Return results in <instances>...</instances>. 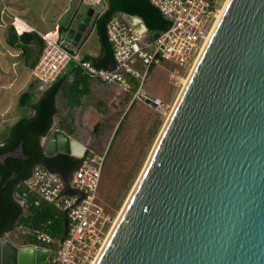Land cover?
<instances>
[{
	"label": "water",
	"instance_id": "1",
	"mask_svg": "<svg viewBox=\"0 0 264 264\" xmlns=\"http://www.w3.org/2000/svg\"><path fill=\"white\" fill-rule=\"evenodd\" d=\"M92 13L68 30L74 44ZM40 147L72 159L88 148L53 120ZM19 156L21 144L0 163ZM48 254L0 238V264ZM93 264H264V0L226 1Z\"/></svg>",
	"mask_w": 264,
	"mask_h": 264
},
{
	"label": "built area",
	"instance_id": "2",
	"mask_svg": "<svg viewBox=\"0 0 264 264\" xmlns=\"http://www.w3.org/2000/svg\"><path fill=\"white\" fill-rule=\"evenodd\" d=\"M96 0H92L94 3ZM94 8L96 15L105 10L104 0ZM168 22L166 28L154 35L144 24H131L130 14L113 12L106 23V35L112 48L113 63L99 67L84 60L72 46L66 45L65 34L51 37L41 35L44 45L32 69L37 91H44L64 73L71 61L82 75L121 89L128 99L123 113L139 100L154 110L162 111L161 99L150 95L145 83L153 70L161 68L168 83L183 82L191 72L217 16L226 0H149ZM76 47V46H75ZM168 65V66H163ZM79 164L66 181L59 173L35 165L30 175L19 184L23 195H32L37 205L51 204L66 216L67 232L55 239L46 231L14 226L6 233L18 245L41 246L49 250L47 264H92L107 238L110 215L99 196L105 151L97 153L88 147ZM15 199L26 211L25 199L16 193ZM29 234L38 244H22L20 237ZM12 241V240H11Z\"/></svg>",
	"mask_w": 264,
	"mask_h": 264
},
{
	"label": "trees",
	"instance_id": "3",
	"mask_svg": "<svg viewBox=\"0 0 264 264\" xmlns=\"http://www.w3.org/2000/svg\"><path fill=\"white\" fill-rule=\"evenodd\" d=\"M104 5L105 10L96 15L92 23L101 52L97 58L83 57L84 60H92L99 67L107 68L113 63L112 48L106 35V23L113 12L121 11L140 17L154 35L168 25L158 8L152 5L149 0H104ZM61 30L65 29L61 28ZM12 32L8 40L12 47L20 44L24 49H27L24 44L40 40L36 33L24 31L21 35H17L14 31ZM43 45L44 42L42 47ZM38 58L30 64L31 68L36 64ZM84 79L89 78L82 75L78 68H73L71 73L61 75L52 82L42 92L40 99L32 105L34 115H24L8 127L6 136L0 144V154L12 151L21 144L23 154L30 158L27 166L41 165L49 171L60 173L63 178L70 168L74 171L79 164L78 159H72L62 153L53 157H45L38 137L46 134L51 126L53 116L57 112L56 95L60 91L68 98L70 106L79 105L81 97L88 93L87 89H79V82ZM68 80H70V84L66 86L65 82ZM36 88L37 82H34L21 94L19 99L21 106H25L34 97L33 90ZM20 161H23L21 156L7 157L4 164L0 163V236L10 231L14 226L20 225L24 229L46 231L55 239H60L68 229L66 216L49 203L41 201L35 205V198L32 195H23L24 191L19 182L27 178L31 172ZM14 171L20 173V179L10 180L6 183ZM16 193L25 199L26 211H23L22 206L16 201ZM19 242L38 244L35 237L29 234L21 236Z\"/></svg>",
	"mask_w": 264,
	"mask_h": 264
},
{
	"label": "rangeland",
	"instance_id": "4",
	"mask_svg": "<svg viewBox=\"0 0 264 264\" xmlns=\"http://www.w3.org/2000/svg\"><path fill=\"white\" fill-rule=\"evenodd\" d=\"M85 1L86 2L81 4L80 11L87 9L86 7H88V4L91 5L90 8L94 7L97 11L101 5L100 0H96L94 3H92L91 0ZM94 8L89 24L77 44H74L72 38L67 35V30L69 28L64 33L66 45L68 44L70 46L71 43H73L76 47H72L75 48L79 54L84 52V56L94 54L96 51L94 47L99 45L95 30L92 28V23L96 16ZM81 16L82 14L80 12L77 18L72 21L70 26V28L72 27L71 29L77 28L82 19ZM74 65L75 63L71 61L61 75L71 73L72 69L75 67ZM184 80H186V78H184ZM184 80L182 83H168V79L161 68H157L151 72L149 79L145 83V89L150 95L161 99V108H163L161 112L150 108L142 101L135 100L122 114L128 99L121 102L122 111H120L118 115L120 120L113 130V135L105 150V161L99 190L101 202L110 215V222L108 224L109 230L125 204L129 193L137 182L147 158L152 151L153 145L156 142L157 136L182 90ZM91 82L92 79L90 80V83ZM89 90L91 94L82 100L80 106H69L66 97L63 96V100L59 101L58 108L62 110V115L65 116L67 125L72 126L75 132L79 130L84 131V133L80 135L81 138H83V135L84 138L92 136L91 132L86 129H89L97 121L101 122L105 120V123L100 125V129L105 130V133L99 140L100 143L105 142L108 138L106 130H111L113 127V117H110L112 112L109 111L110 108L106 107V104L103 102L105 107L104 111L108 110L107 113L106 111L103 112L102 115L98 112L91 113V108L100 102V99H103L104 96L103 92L100 91L101 89L96 92L94 85ZM36 92V94L34 92V96L42 94L43 91L38 92L36 88ZM109 97H113V91L109 92ZM9 124L10 123H8V125ZM81 124H87V126L83 127ZM3 127L5 129L7 126L5 125ZM95 151L99 154L101 153L100 150Z\"/></svg>",
	"mask_w": 264,
	"mask_h": 264
},
{
	"label": "crops",
	"instance_id": "5",
	"mask_svg": "<svg viewBox=\"0 0 264 264\" xmlns=\"http://www.w3.org/2000/svg\"><path fill=\"white\" fill-rule=\"evenodd\" d=\"M84 2L86 1L0 0V143L4 140L10 125L24 115L33 116L35 113L32 105L40 99L41 94L34 96L25 106L20 105L19 99L21 94L28 89L30 84L35 82L31 75L32 68L30 67V64L36 61L42 51L43 41L41 35H47L49 33L52 35H63L68 28V30H70L72 28H70L72 21L77 18L79 13L81 12V17H83L86 12L90 10L91 5L89 4L88 7H86L87 9L82 11L79 10L81 4ZM61 28L65 30H61ZM12 31L17 35H21L24 31L28 33H36L40 37V40L24 44L27 49H24L20 44L12 47L9 45L8 41L9 35ZM94 49L96 50L95 53L90 56L97 58L101 52L100 44L97 47H94ZM83 53H80L79 55L81 56ZM83 56L81 57L83 58ZM86 80H80L79 82V89H87L88 91L86 95L81 97L79 106L81 105L82 100L91 94L89 89L94 85L96 92L101 89L100 91L103 92L104 98L100 99L101 101L95 104L90 112H98L101 115L105 111L107 113L108 110L104 111V103L106 106L108 105L113 108L112 115L109 114L110 117H113V127L111 130H106V134L108 135L107 140L101 143L99 141L101 137L96 141L94 140L95 135L92 131H94V126L98 121L89 129H86L92 134V136L88 138H84V135L83 138H81L80 135L83 134L84 131L79 130L78 132H75L72 126L67 125L65 122V116L62 115V110H59L58 108L59 101L63 100V96L66 97L61 91L56 95L57 112L53 116V121L57 129L75 137L77 140L85 143L88 147H92L94 150H100L102 153L106 150L109 140L113 135V130L120 120L118 115L120 111H122L121 102L126 98L124 92L117 86L94 81L93 79L91 84V79ZM65 83L67 86L70 84V80ZM111 91H113L112 98L109 97V92ZM33 92L36 94V89H34ZM66 99L68 102L67 97ZM8 123L10 124L8 125ZM5 125L7 127L4 129L3 126ZM81 125L83 127L87 126V124ZM103 132L105 133V130H103ZM50 172L58 173L55 171Z\"/></svg>",
	"mask_w": 264,
	"mask_h": 264
},
{
	"label": "flooded vegetation",
	"instance_id": "6",
	"mask_svg": "<svg viewBox=\"0 0 264 264\" xmlns=\"http://www.w3.org/2000/svg\"><path fill=\"white\" fill-rule=\"evenodd\" d=\"M106 107L110 108L108 105H107ZM109 111L113 112V108H110ZM103 123H105V120H103V121H101V122H97V123L95 124V126H94V131H92V133H94V135H95V137H94V140H95V141H96L98 138H100V137L102 138V136H103V134H104L103 130L100 129V128H101L100 125L103 124ZM44 135H45V134H44ZM44 135H40V136L38 137L39 145H40V139H41V137L44 136ZM0 144H1V143H0ZM21 157H22V156H21ZM22 159H23V161H20V163L23 164V166L26 167V168L28 169L29 172H32V170H33V168L35 167V165L27 166L28 160H29L30 158H29L28 156L25 155V157H22ZM72 172H73V169L70 168L69 171L65 174L64 179H65V180H70V178H71V176H72ZM13 173H14V178L11 179V180H19V179H20V173H18V172H16V171H14ZM13 173H12V174H13ZM9 181H10V180H9ZM6 233H7V232H5L4 234H2V235L0 236V238H4V237L6 238ZM11 240H12L13 243H15V244L17 243V240H14V241H13V239H11Z\"/></svg>",
	"mask_w": 264,
	"mask_h": 264
},
{
	"label": "bare ground",
	"instance_id": "7",
	"mask_svg": "<svg viewBox=\"0 0 264 264\" xmlns=\"http://www.w3.org/2000/svg\"><path fill=\"white\" fill-rule=\"evenodd\" d=\"M227 1V0H226ZM226 3V2H225ZM225 5V4H224ZM224 5H223V7H224ZM223 7H222V9H221V11L219 12V14H218V16H217V19L219 18V16H220V14H221V12H222V10H223ZM217 21V20H216ZM216 21H215V23H216ZM214 23V24H215ZM213 27H214V25H213ZM44 36H46V37H51V36H53L52 34H47V35H44ZM186 81H187V78H186V80H184V83H183V86L185 85V83H186ZM180 94V93H179ZM177 99H178V97H177ZM177 99H176V101H177ZM176 101H175V103H174V105L176 104ZM174 105H173V107H172V109H171V111H170V113L172 112V110H173V108H174ZM170 113H169V115H170ZM169 115H168V117H169ZM168 117H167V119H168ZM167 121V120H166ZM166 121H165V123H166ZM165 123L163 124V127H164V125H165ZM163 127L161 128V131H162V129H163ZM160 131V132H161ZM160 134V133H159ZM159 136V135H158ZM158 136H157V138H158ZM157 140V139H156ZM155 144V143H154ZM154 146V145H153ZM147 160H148V158H147ZM147 162V161H146ZM146 164V163H145ZM145 166V165H144ZM144 168V167H143ZM143 170V169H142ZM141 173H142V171H141ZM141 173H140V175H141ZM140 175H139V177H140ZM137 181H138V179H137ZM135 185H136V183H135ZM135 185H134V187H135ZM133 187V188H134ZM133 190V189H132ZM132 190H131V192H132ZM130 192V193H131ZM130 193H129V195H130ZM129 197V196H128ZM128 199V198H127ZM127 199H126V201H127ZM126 201H125V203H126ZM125 205V204H124ZM124 205H123V207H124ZM123 207H122V209H123ZM122 209H121V211H122ZM121 211L119 212V214H118V216H117V218L115 219V221L113 222V224H112V226H111V229L109 230V232H108V235H109V233H110V231L112 230V228H113V226H114V224L116 223V221H117V219H118V217H119V215H120V213H121ZM107 235V236H108ZM105 242V241H104ZM104 244V243H103ZM95 260V259H94ZM94 260L92 261V264L94 263Z\"/></svg>",
	"mask_w": 264,
	"mask_h": 264
}]
</instances>
